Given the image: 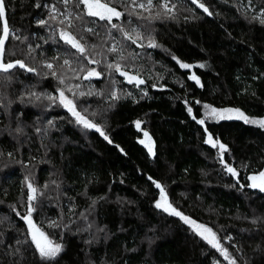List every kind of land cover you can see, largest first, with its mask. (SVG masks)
I'll return each mask as SVG.
<instances>
[{"label": "trees", "instance_id": "16d2710c", "mask_svg": "<svg viewBox=\"0 0 264 264\" xmlns=\"http://www.w3.org/2000/svg\"><path fill=\"white\" fill-rule=\"evenodd\" d=\"M168 2L175 5L173 12L150 22L128 15L134 6L113 0L124 15L111 23L142 33L136 43L107 21L86 15L84 23L76 21L98 33H83L85 55L100 61L93 64L78 59L75 49L60 39L63 26L56 21L38 24L48 20L52 5L62 13L79 14L85 11L82 4L5 0L9 28L27 37L22 42L10 35L5 62L24 60L37 71L0 73V78L12 76L11 82L0 79V264H229L177 216L155 207L160 190L154 182L161 184L173 207L211 228L237 264H264V192L249 187L248 180L264 171V128L236 118H205L202 110L203 103L233 106L250 119L264 118V25L253 19L264 14V0H199L211 15L192 0ZM161 3L153 0L150 11H135L154 16L162 11ZM149 39L157 46L149 47ZM29 46L35 49L31 57ZM110 47L123 52H109ZM66 58L74 68L83 65L103 75L86 80V72L61 69ZM45 61L65 77V85L99 95L73 97L56 78L44 75L49 71ZM109 63L121 64L144 83H128L106 67ZM58 88L87 109L88 119L95 116L92 122L108 140L75 123L58 102L26 95L58 96ZM112 91L120 98L111 99ZM143 131L149 133L155 155L140 143ZM209 135L216 147L206 143ZM219 144L226 146L223 155ZM26 177L38 190L34 222L64 245L55 261L40 259L20 218L27 212ZM52 185H58L54 201L47 196ZM54 221L61 227L46 226ZM90 223L92 228L83 230ZM17 247L21 254H14Z\"/></svg>", "mask_w": 264, "mask_h": 264}, {"label": "snow or ice", "instance_id": "6c2138e0", "mask_svg": "<svg viewBox=\"0 0 264 264\" xmlns=\"http://www.w3.org/2000/svg\"><path fill=\"white\" fill-rule=\"evenodd\" d=\"M71 0H63L64 4H69ZM117 2H121V0H117ZM126 7H132V10L128 12V15H135L138 18L148 19L150 22L152 20L160 19L162 16H169L175 8V5L169 4L168 0H164L163 3L160 4V8L162 11L157 12L154 16L149 17H141L139 13L135 11V8L145 9L147 8L149 11L151 10L153 6V0H146L145 3H139L137 4V0H123ZM193 4H197L199 8L203 9L204 12L211 15L209 12V9L203 4L200 3L199 0H192ZM83 5L85 11L83 13H72V12H60L59 9L56 8L55 5L51 6L50 12H49V18L48 20H40L38 21V24L40 26H46L49 24V21H56L59 25L63 26L58 29L59 31V37L63 42L68 45L71 49H75V52L79 54L78 59H86L88 63L93 64H99L100 61L96 60L94 58H89L86 56V52L88 51V46L84 42V32L98 34L95 32L94 28H80L76 21H80L81 23H84V16L98 18L100 21H107L109 24H111L112 28L120 29L123 34L125 35V38L128 40H131L133 43H136L137 39H143V34L140 32H137L135 28L131 30V32L124 31V29L117 24H112L113 18H121L124 13L119 11L116 6L113 4V0H76L77 7L79 5ZM40 5H37L39 7ZM6 13V5L5 0H0V20H3L2 28H0V73L7 74L10 73L12 69L19 68L23 69L26 72L34 73L36 72V68L32 67L25 63L24 60H15V61H8L5 62V44L6 41L9 40L10 35L15 36L16 39H19L23 42V40H26L27 37H20L18 35H15L14 32L9 28L7 19L5 18ZM58 16H63V19H57ZM254 20H258V22L261 25H264V14H262L260 17H253ZM129 23H131L129 21ZM75 30V31H73ZM132 33H136V39H133ZM149 47H156V43L149 39ZM39 47V45H37ZM92 48L98 47L97 45H92ZM109 52L122 53L123 50L119 49L117 47H110L108 49ZM35 52V49H33L31 46H29L27 51V56L31 57L32 54ZM14 54V53H13ZM97 55H100L102 53H96ZM54 59H59V57H55ZM121 59H126L123 55H121ZM180 66L182 68H189L190 65L186 63H181ZM200 67H203L204 65H199ZM43 67L48 69L49 71L47 73H44V75H51L54 78H56L61 85H65V77L58 73V71L55 69V66L52 62L45 61L43 64ZM67 67L69 70H71L74 73L78 72H86V75L84 76V79L90 80L93 77L100 78L103 73L96 71L95 68L92 69H86L83 65H81L79 68H74L72 66V62L69 59H64L62 65H60L61 69H64ZM107 68L113 69L114 71L118 72L120 76L127 77L128 83L135 82L136 84H143L144 80L139 79L138 75H130L127 71L122 70V66L119 63H109L106 65ZM191 79H196L197 82L198 79L194 75L190 77ZM5 81L11 82L12 76L11 75H5L2 78ZM68 92H71L73 94V97L78 98L80 96L85 95H99V93H94L91 89L89 92H78L74 90L73 87L65 85ZM76 89H79V85L75 86ZM58 96H53L51 94H44V93H36L34 91L28 92L26 95L29 97H35L36 100L41 99H47L48 101L52 102L53 104H56L58 102V105L63 107L67 110L68 113L71 114V116L74 118L75 123L82 125L85 129H95V131L99 132L100 135L104 136L105 140H108V136L105 135V133L101 130V128L94 122L88 119V116L86 115L87 109L84 108L82 110H78L77 103L75 102V99H69L68 96L65 95V90L62 88L57 89ZM111 99L117 100L120 97L117 95L116 91H112L110 93ZM23 97H21V101H23ZM10 103V102H9ZM0 106H3L0 104ZM205 107H210L208 105H205ZM188 111L191 113V108L188 109ZM235 113V116L232 114ZM227 114V115H226ZM92 115H96V113H92ZM210 115L216 116L219 119H241L245 123L248 124H255L259 125L261 128H264V119L262 120H256V119H250L247 117L243 112H241L239 109H224V110H217L215 108H211ZM195 119V117H194ZM198 123L204 124V120H199ZM52 124V121H49V125ZM136 128H141V122L136 121L135 122ZM18 132H21L22 129L18 128ZM39 131V129L37 130ZM144 137L148 140V143H145L144 139L140 140L141 144H145V146L148 148L149 153L155 155V152L153 151V143L151 141V137L149 136V133L145 131L143 133ZM109 143L111 141L109 140ZM206 143L211 144L213 147L217 146V142L213 140V137L211 135L208 136ZM219 148L221 150V155L226 151V146L223 144H219ZM9 156L12 154L9 153ZM227 172L232 174L233 176H238V173L235 168L226 166ZM151 179V178H149ZM248 180L251 181V184L249 187L254 189H259L261 192H264V171H260L258 174H254L248 177ZM27 182V188H28V195H27V212L20 218L24 220L27 224V230L28 234L31 239V244L34 245L36 252L38 253L40 259L45 262H51L55 261L60 255L64 252V245L62 243L54 242L49 234H47L41 227H39L36 222L33 220V213L36 211V206L34 205V201L37 200V188L34 187L33 183L28 180L26 177ZM55 183V181H53ZM157 189L160 190V199L156 202L155 207L157 209H162L164 212L169 213L171 215L179 217L184 223L189 224L193 227L196 234L199 235L203 240H205L209 245H211L212 248L217 249L221 252L222 255H224L225 259L229 260V264H237L236 260L230 256V254L227 252L225 248L220 244L217 234L209 227L198 224L195 220L190 219L186 215H184L181 211H179L177 208L173 207V205L168 201L167 194L164 190V188L161 186L160 183L154 182ZM47 187V185H45ZM58 187V185H57ZM243 187V185H241ZM96 202L93 201V205ZM17 215H20V213H17ZM255 223V221H253ZM92 224L90 223L88 225L87 229H83L87 231L88 229L92 228ZM49 227H61L60 224L57 222H52ZM97 232H103L105 231L104 228H98L96 230ZM95 239V237H93ZM231 239V237H229ZM17 244L23 245L26 244L27 241H17ZM87 243L91 244L93 243V240H88ZM14 254H21V248L17 247L14 250Z\"/></svg>", "mask_w": 264, "mask_h": 264}, {"label": "rangeland", "instance_id": "374dc122", "mask_svg": "<svg viewBox=\"0 0 264 264\" xmlns=\"http://www.w3.org/2000/svg\"><path fill=\"white\" fill-rule=\"evenodd\" d=\"M162 3L164 2V0H160ZM90 69H92V68H90ZM74 89H76V87L74 88ZM76 91H78V92H86V91H89V88L88 89H81V88H79V89H76ZM205 105H208V104H205V103H203V105H202V110H203V117H205V118H210V119H219L218 117H216V116H213V115H210V112H211V108H215V109H217V110H224V109H239V108H237V107H233V106H220V107H216V106H211V105H208V106H210V107H205ZM78 110H82V107H78ZM241 112H242V110L241 109H239ZM227 115V114H226ZM233 116H235V113H233L232 114ZM95 117V116H94ZM94 117H91V121H92V119L94 118ZM251 119H255V118H251ZM262 119H264V118H258V119H256V120H262ZM90 120V119H89ZM198 121L199 120H202V118H198L197 119ZM145 131H143V133H144ZM207 138H208V136H206V140H207ZM145 140V143L147 144L148 143V140L145 138L144 139ZM56 185H52V186H50L49 187V189H48V192H49V195H47V196H50L49 197V199H52L53 201L55 200V198H56ZM160 199V194L158 195V197H157V199H156V201H155V204H156V202L158 201ZM162 210V209H161ZM42 218H44L43 216H41ZM179 218V217H178ZM180 219V218H179ZM181 220V219H180ZM184 222V221H183ZM198 223V222H197ZM186 224V223H185ZM198 224H201V223H198ZM49 225H50V223H47L46 224V226L47 227H49ZM194 232H195V230L193 229V227L191 226V225H189V224H187ZM55 227H51V229H54ZM196 233V232H195ZM205 241V240H204ZM211 246V245H210ZM223 257H224V255H223ZM225 258V257H224Z\"/></svg>", "mask_w": 264, "mask_h": 264}, {"label": "water", "instance_id": "95a60500", "mask_svg": "<svg viewBox=\"0 0 264 264\" xmlns=\"http://www.w3.org/2000/svg\"><path fill=\"white\" fill-rule=\"evenodd\" d=\"M2 23H3V20H0V27L2 28ZM22 222L25 224V226L27 227V224H26V222L24 221V220H22ZM30 237V236H29Z\"/></svg>", "mask_w": 264, "mask_h": 264}]
</instances>
